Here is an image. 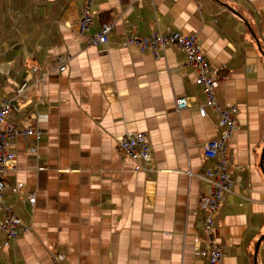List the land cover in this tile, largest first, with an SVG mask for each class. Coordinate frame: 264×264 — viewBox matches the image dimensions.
Here are the masks:
<instances>
[{"label": "crops", "instance_id": "0c3cea01", "mask_svg": "<svg viewBox=\"0 0 264 264\" xmlns=\"http://www.w3.org/2000/svg\"><path fill=\"white\" fill-rule=\"evenodd\" d=\"M88 3L94 22L82 35ZM105 23L115 25L108 45L89 44ZM158 27L197 33L222 79L219 100L238 106L234 187L215 236L221 264H264V0H0V103L17 107L5 126L42 131L12 139L3 200L21 231L10 247L0 232V264H208L194 245L207 239L200 176L214 165L204 144L225 127L210 107L201 117L206 97L180 46L155 57L123 45ZM179 97L190 107L177 111ZM128 132L149 136L153 171L120 146Z\"/></svg>", "mask_w": 264, "mask_h": 264}, {"label": "built area", "instance_id": "2783aa9c", "mask_svg": "<svg viewBox=\"0 0 264 264\" xmlns=\"http://www.w3.org/2000/svg\"><path fill=\"white\" fill-rule=\"evenodd\" d=\"M94 22L91 3H88L82 13L80 32L82 35L89 30ZM113 23L102 25L97 34L87 37L91 45H108L109 35L114 29ZM176 44L186 53L187 62L193 67L196 73V83L203 89L206 101L199 105L201 117L208 116V107L216 111L220 116V123L225 127L219 139L208 141L204 144V155L206 159L214 160V165L208 168L200 178L210 186V193L205 196L200 207L205 211L204 228L207 239L202 247L200 238L194 239L197 250L207 259L208 264H221L225 255L224 247L219 243L215 236V225L221 206L226 200L227 194L233 191L234 180L229 171V148L230 143L238 130V106L234 103H221L218 97V88L222 79L219 77L218 69L212 68L205 57L204 49L199 41L197 33L183 35L181 32L170 27L162 29L158 27L151 36L137 37L134 34L127 35L123 45L137 46L141 50H150L155 57L160 56V51L165 50L168 45ZM65 62V59H62ZM35 73L38 67H33ZM60 70H66L65 63L60 64ZM39 79L35 81V86L39 87ZM23 85L19 88L18 95L26 89ZM177 111L190 107L189 97H179L175 99ZM17 109L12 100H5L0 103V232L6 234L4 241L5 247H10L19 238L21 231L20 219L13 210L12 206L4 203V191L7 187L4 175L7 170L15 165L16 154L12 150V139L16 136H34L37 139L42 137L41 129L32 127L19 128L14 124L5 123L11 113ZM120 146L128 153L131 160L136 163L144 162L143 169L153 171V155L151 141L145 132H128L119 138ZM35 150V149H34ZM18 189H23L24 184L17 182ZM35 196L30 197L32 203ZM27 230V228H26Z\"/></svg>", "mask_w": 264, "mask_h": 264}, {"label": "water", "instance_id": "95a60500", "mask_svg": "<svg viewBox=\"0 0 264 264\" xmlns=\"http://www.w3.org/2000/svg\"><path fill=\"white\" fill-rule=\"evenodd\" d=\"M220 3L223 4V6H225V7H226L227 9H229L230 11L234 12V13L237 14V15H240L239 11H238L237 9H235L233 6H231V5L227 4V3H224V2H220ZM249 29H250L252 35H254V32H253V30H252V28H251L250 25H249ZM255 39H256V41H257V44H258L259 50H260L261 53L264 55V51H263V49H262V47H261V44H260L259 40L257 39V37H255Z\"/></svg>", "mask_w": 264, "mask_h": 264}, {"label": "trees", "instance_id": "16d2710c", "mask_svg": "<svg viewBox=\"0 0 264 264\" xmlns=\"http://www.w3.org/2000/svg\"><path fill=\"white\" fill-rule=\"evenodd\" d=\"M197 84V83H196Z\"/></svg>", "mask_w": 264, "mask_h": 264}]
</instances>
